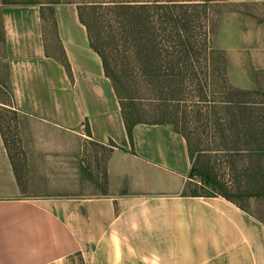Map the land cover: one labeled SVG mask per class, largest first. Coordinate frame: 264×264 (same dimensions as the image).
<instances>
[{
    "label": "crops",
    "instance_id": "obj_1",
    "mask_svg": "<svg viewBox=\"0 0 264 264\" xmlns=\"http://www.w3.org/2000/svg\"><path fill=\"white\" fill-rule=\"evenodd\" d=\"M40 6L0 4L9 89L0 106L38 122L17 125L13 159L0 133V264H264V197L187 193L186 141L168 124L135 125L131 146L76 5H52L69 72L47 56ZM82 132L115 144L103 191L51 192L46 182L63 171L50 179L46 165Z\"/></svg>",
    "mask_w": 264,
    "mask_h": 264
},
{
    "label": "trees",
    "instance_id": "obj_2",
    "mask_svg": "<svg viewBox=\"0 0 264 264\" xmlns=\"http://www.w3.org/2000/svg\"><path fill=\"white\" fill-rule=\"evenodd\" d=\"M213 1L82 0L78 2L63 0L40 2L24 0L6 3L41 4L40 16L44 28L47 56L53 57L67 72H69V65L58 40L52 5L56 3L75 4L79 20L86 29L89 46L100 57L104 75L110 80L118 99L130 145L133 144L132 130L135 125L139 123L170 125L186 141L191 160L189 178L193 181L199 178V182L191 181L186 184L185 190L191 189L187 193L191 196L220 195L238 204L239 201L236 198L264 197L263 142L259 140L237 141L238 144L250 143L252 146H246L244 150H240L241 153H245L246 156L242 159L245 158L246 162L238 166L239 168L236 166L241 174L242 172L244 174V179L240 180L243 182L244 190L236 193L229 192L225 190L223 184L216 181L209 169L206 167L201 169L197 165L195 159L201 151L195 148L188 130L179 126L177 112L173 119L166 112L162 113L159 118L145 120L142 108L136 103L143 97L131 94L133 88L130 82L134 83L137 80L143 83V87L148 92V98L167 107L169 106L167 103L172 101L178 104L185 103L187 101L185 95L193 92L192 96L195 98L193 101L196 105L192 106V112L201 118L202 106L199 104L204 103L206 120L218 126L223 139L226 138L225 134L234 129H236L235 134L239 136L241 126L258 125L262 128L264 122L254 120L253 108L250 107L252 103L247 96L258 95L260 97L259 107H264V89L243 90L230 85L227 79L224 52L213 48L210 44L208 9ZM48 28L51 41L46 35ZM51 46L54 47L53 52L50 51ZM3 59L4 33L0 17V91L9 94L6 84L7 68ZM152 105L155 109L161 107L160 104ZM0 109L14 116L17 114L16 111L2 106ZM4 122L6 120L0 117V133L8 155L10 159H13L16 147L14 144L11 145L10 139L5 137ZM85 133L90 134L87 123ZM255 133L252 132V134ZM258 133L264 135V129ZM108 143L115 146L111 140ZM102 179L105 183L104 171ZM92 182L94 183L93 180ZM193 183L200 186L195 189L197 186Z\"/></svg>",
    "mask_w": 264,
    "mask_h": 264
},
{
    "label": "rangeland",
    "instance_id": "obj_3",
    "mask_svg": "<svg viewBox=\"0 0 264 264\" xmlns=\"http://www.w3.org/2000/svg\"><path fill=\"white\" fill-rule=\"evenodd\" d=\"M24 1V0H0V4L6 2ZM40 2H56L63 0H37ZM82 1V0H73ZM95 1V0H85ZM209 33L210 44L215 49H219L224 52L226 60V72L227 79L230 85L235 88L243 90H257L264 89V9L259 5H235L228 3L226 0H214L209 4ZM99 11V10H98ZM49 29V28H48ZM46 31V35L51 41L50 29ZM202 31V29H201ZM54 51V47L51 46V50ZM132 80V79H131ZM129 81V79H128ZM133 90V96L143 97L142 100L136 101L142 108V114L145 120H152L159 118L162 113H168L170 118H175V112L178 114L179 126L186 128L190 133V138H193L195 148H198L200 154L195 159L197 165L210 170V174L216 178V181L223 184L225 190L236 193L237 191H243L244 174L236 166L240 167L244 165L246 160L242 159L246 156L245 153H241L240 150H244L246 146H252L250 143H240L241 140H259L264 144V135L258 133L264 129V123L262 128L258 125L254 126H241L240 134L237 136L235 130L229 131L226 138L221 137L220 130L214 122L206 120L205 104H199L202 106L201 118L196 116L193 112L192 106L196 103L195 99L189 92L186 96L187 101L185 103L172 101L167 103L169 106H162V103L152 101L148 98V92L143 87L142 82L137 80L130 82ZM2 94V92L0 91ZM2 98L3 96L0 95ZM5 97V95H4ZM246 98V97H245ZM5 99V98H4ZM250 100V104L253 108L254 120L258 119L264 122V107H259L258 101L260 97L252 94L247 96ZM170 102V101H169ZM152 104H160L158 109L153 108ZM203 104V105H202ZM173 105V106H171ZM178 105V106H177ZM155 106V105H154ZM262 108V109H259ZM183 110V112H179ZM0 117L4 118V132L5 137L14 142L18 139V133L16 131L17 125L32 124L37 125L38 122L33 119H26L25 117L16 114L15 116L5 110L0 109ZM212 119V118H211ZM210 119V120H211ZM185 121L186 123L184 124ZM181 124V125H180ZM252 132H256L252 134ZM84 135V136H83ZM77 136V135H76ZM71 148L63 149L60 156L59 149L54 150L56 152L55 163L46 165L47 170L49 168L50 179L60 177L58 172L60 168L63 171V175L60 178L62 180L55 179L47 181V185L50 189L54 187L57 192L72 194V193H100L103 189L99 184L103 183V167L104 162L110 158H115V151L110 144L100 145L92 143L87 135L82 132V135H78L77 139L72 138L69 142ZM230 147V148H229ZM63 154V155H62ZM72 154V156H71ZM72 158V165H65L63 160H70ZM63 159V160H62ZM62 160V164H60ZM238 167V168H239ZM57 172V173H56ZM94 181V186L92 183ZM195 182H199V178ZM196 185V183H193ZM197 189L200 185H196ZM61 187V189H59ZM109 188H105V191H109ZM191 189L186 190L189 192ZM199 190V189H198ZM112 191V190H111ZM239 202H247V198H236ZM252 205L250 208H252Z\"/></svg>",
    "mask_w": 264,
    "mask_h": 264
}]
</instances>
